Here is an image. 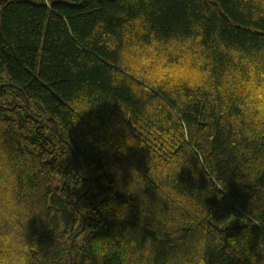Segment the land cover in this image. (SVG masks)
<instances>
[{"label":"trees","instance_id":"1","mask_svg":"<svg viewBox=\"0 0 264 264\" xmlns=\"http://www.w3.org/2000/svg\"><path fill=\"white\" fill-rule=\"evenodd\" d=\"M251 80L264 0H0V255L264 264Z\"/></svg>","mask_w":264,"mask_h":264},{"label":"clouds","instance_id":"2","mask_svg":"<svg viewBox=\"0 0 264 264\" xmlns=\"http://www.w3.org/2000/svg\"><path fill=\"white\" fill-rule=\"evenodd\" d=\"M202 83L203 82L200 80L190 81L189 86ZM168 87L170 89L172 86L169 85ZM246 92L247 97L241 107L244 118L249 123L251 128L249 134L264 135V83L256 84L255 80H251L248 84ZM74 103L80 109V114L84 111H87L91 107V105L86 103V100L83 96H77L74 100ZM180 169L181 168H178L177 173L180 171ZM205 247L206 242H201L198 245V254L193 257V260L190 262V264H205L203 259V250ZM17 251L19 253L18 255L15 257H10L8 251L5 250V253L0 255V264H10V259L18 261V264H27V249L18 248Z\"/></svg>","mask_w":264,"mask_h":264},{"label":"rangeland","instance_id":"3","mask_svg":"<svg viewBox=\"0 0 264 264\" xmlns=\"http://www.w3.org/2000/svg\"><path fill=\"white\" fill-rule=\"evenodd\" d=\"M2 77H3L4 79H7V74H6L5 72H3ZM75 160H76V158H75ZM72 240H73V239H72ZM70 245H71V247H72V242L70 243ZM70 245H69V250H70V253H71L72 248H70ZM69 264H72V259H71V257H70V262H69Z\"/></svg>","mask_w":264,"mask_h":264},{"label":"water","instance_id":"4","mask_svg":"<svg viewBox=\"0 0 264 264\" xmlns=\"http://www.w3.org/2000/svg\"><path fill=\"white\" fill-rule=\"evenodd\" d=\"M26 105H28V104H27V99H26ZM28 107H29V105H28ZM56 130H57V126H56ZM73 153H74V152H73ZM74 158H76L75 155H74ZM75 164H77V158H76V160H75ZM70 248H72L71 245H70Z\"/></svg>","mask_w":264,"mask_h":264}]
</instances>
